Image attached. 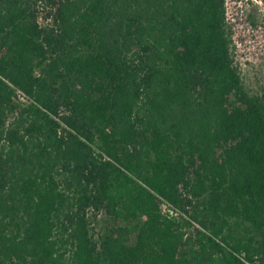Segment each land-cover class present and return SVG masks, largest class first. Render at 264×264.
<instances>
[{
	"label": "trees",
	"instance_id": "16d2710c",
	"mask_svg": "<svg viewBox=\"0 0 264 264\" xmlns=\"http://www.w3.org/2000/svg\"><path fill=\"white\" fill-rule=\"evenodd\" d=\"M0 264H264L228 0H0Z\"/></svg>",
	"mask_w": 264,
	"mask_h": 264
},
{
	"label": "rangeland",
	"instance_id": "374dc122",
	"mask_svg": "<svg viewBox=\"0 0 264 264\" xmlns=\"http://www.w3.org/2000/svg\"><path fill=\"white\" fill-rule=\"evenodd\" d=\"M228 18L233 30L234 54L246 88L261 93L264 88V1L228 0ZM100 215L95 221L96 237L110 223Z\"/></svg>",
	"mask_w": 264,
	"mask_h": 264
}]
</instances>
